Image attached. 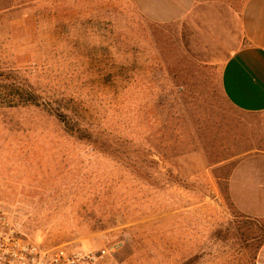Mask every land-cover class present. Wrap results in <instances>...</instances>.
Segmentation results:
<instances>
[{"label": "rangeland", "instance_id": "374dc122", "mask_svg": "<svg viewBox=\"0 0 264 264\" xmlns=\"http://www.w3.org/2000/svg\"><path fill=\"white\" fill-rule=\"evenodd\" d=\"M201 1L211 26L134 0H0V206L27 239L108 264H256L264 219L229 179L264 151L262 120L221 88L219 29L246 0Z\"/></svg>", "mask_w": 264, "mask_h": 264}, {"label": "crops", "instance_id": "0c3cea01", "mask_svg": "<svg viewBox=\"0 0 264 264\" xmlns=\"http://www.w3.org/2000/svg\"><path fill=\"white\" fill-rule=\"evenodd\" d=\"M137 9L151 22L167 24L183 20L197 8V20L213 24V5L201 0H134ZM209 8V9H208ZM210 11V13H205ZM217 15V13H216ZM231 48L221 69L225 98L239 111L262 120L264 137V0H246L240 12L230 11ZM232 202L243 214L264 219V151L249 155L236 165L229 179ZM256 264H264V243Z\"/></svg>", "mask_w": 264, "mask_h": 264}, {"label": "built area", "instance_id": "2783aa9c", "mask_svg": "<svg viewBox=\"0 0 264 264\" xmlns=\"http://www.w3.org/2000/svg\"><path fill=\"white\" fill-rule=\"evenodd\" d=\"M105 252L66 253L27 239L0 206V264H108Z\"/></svg>", "mask_w": 264, "mask_h": 264}, {"label": "trees", "instance_id": "16d2710c", "mask_svg": "<svg viewBox=\"0 0 264 264\" xmlns=\"http://www.w3.org/2000/svg\"><path fill=\"white\" fill-rule=\"evenodd\" d=\"M12 87L15 88V98H17L16 100L23 101L24 104H34V105L38 104L36 101V96L31 91H29L27 89H21L19 86H16L15 84L12 85ZM74 131L80 132V131H76L75 129L73 130V132ZM196 259L190 260V261L186 262L185 264H192L193 262L196 261Z\"/></svg>", "mask_w": 264, "mask_h": 264}]
</instances>
